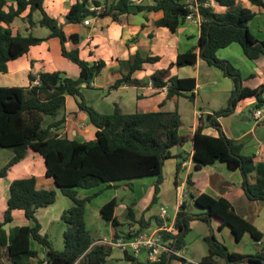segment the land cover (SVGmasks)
<instances>
[{
  "label": "trees",
  "instance_id": "1",
  "mask_svg": "<svg viewBox=\"0 0 264 264\" xmlns=\"http://www.w3.org/2000/svg\"><path fill=\"white\" fill-rule=\"evenodd\" d=\"M45 0H0V73L7 72V64L25 55L33 46L50 38H57L60 43L61 56L79 68L76 79L66 77L64 73H40L38 85L33 82L36 77L29 74V86L0 87V150L12 151V158L0 168V178L19 163L28 150L37 153L43 160L45 177L52 180L56 188H36V179L27 177L11 181L7 188L5 208L0 218V255L6 261L0 264H105L112 254V249L95 240L85 223L86 206L94 196L79 198L78 189H92L104 186L117 189L122 186L130 188L132 181L143 178H154L153 196L144 210L148 211L158 202L161 186L164 182L165 163L175 162V182L183 162L191 155L194 170L214 164H223L241 175V188L250 202L264 203V162L257 161L255 156L242 154L243 146L228 139L221 131L217 119L227 117L236 105L247 98H254L253 109L264 106L263 86L249 89L242 85L239 72L228 62L217 58V52L237 44L244 57L256 61L264 56V41L258 42L250 34L247 24L254 13L241 6L239 0H150L151 4H134L135 0H74L65 15L66 24H83L89 19L110 18L120 23L124 15L136 13H157L162 16L153 24L174 32L184 24L189 14L200 16L199 37L196 46L178 54L174 63L167 68L154 71L149 77L150 86L160 91L166 87L165 100L183 97L190 102L195 99L194 77L171 75L173 67L177 70L194 67L197 60L207 66L218 69L232 81L228 106L211 114L201 115L194 132L183 131V123L177 109L166 111L163 103L156 110L142 111L137 108L133 113H123L114 105L110 114H100L85 102L82 89L91 88V83L104 69L103 61L87 62L79 57L78 50L67 51L65 43H79L76 34L66 36L63 26L50 17L43 8ZM256 7L264 6V0H247ZM204 4H208L205 6ZM194 6L195 9H189ZM222 8V12L215 10ZM98 8V9H91ZM37 12L39 20L33 21ZM26 13V14H25ZM25 14L30 26L37 25L48 31L44 38L32 34L13 33L11 25ZM158 57L143 55L136 51L128 61L119 62L124 66L121 77L112 84L108 91L123 86L141 87L143 82L133 78V74L143 70L145 64H155ZM55 80V84L54 83ZM66 96L72 97L80 111H83L88 122L95 129V139L87 142L69 140L60 135L64 125ZM140 98V96H137ZM51 121L43 126L44 117ZM206 126L214 128L219 135L203 133ZM191 147L186 151V147ZM176 150H181L176 153ZM255 180L251 182V177ZM187 190L192 185L190 176L186 179ZM57 189L69 199L71 206L65 209L60 219L65 224L63 231V249L56 251L48 237L41 234V225L36 213L47 208L57 200ZM193 205L201 211L192 214L188 202L182 201L176 213L173 227L174 235L160 232L165 241L175 250L184 247V237L190 231V224L199 221L207 225L214 223L220 232L229 228L236 242L247 234L256 244L264 238L248 219L237 214L232 205L224 198H214L208 194H187ZM119 201L112 198L99 209L101 219L111 226L117 225L114 216ZM21 211L29 222L23 226H11L13 212ZM127 217L136 234L144 232L154 221L159 226L157 216L146 219ZM133 223V224H132ZM117 236V235H116ZM207 254L199 264H264V255H243L229 252L225 245L216 240L213 234L206 238ZM35 243L38 249H33ZM121 252V251H120ZM124 261L130 264L140 263L132 254L121 252ZM42 255V256H40ZM171 261V260H170ZM162 255L159 262L143 264H170Z\"/></svg>",
  "mask_w": 264,
  "mask_h": 264
},
{
  "label": "crops",
  "instance_id": "2",
  "mask_svg": "<svg viewBox=\"0 0 264 264\" xmlns=\"http://www.w3.org/2000/svg\"><path fill=\"white\" fill-rule=\"evenodd\" d=\"M239 1L241 6L254 13L253 19L247 24L250 34L256 39V41L263 42L264 6L256 7L251 5L247 0ZM139 2L140 0H135V3ZM72 3L73 2L69 0H45L43 3V8L50 17L56 19L58 23L63 26V31L67 37L72 34L78 35V44L75 45L70 41L65 43V49L67 51L77 49L80 59L87 62H95L99 60L104 62V69L101 71L99 76L94 79V81L91 83V88L89 89L101 90L105 92L106 96H104L102 100L111 107L112 111L114 105H117L123 113H133L137 108L142 111L156 110L158 106L163 103V108L166 111H173L175 109L178 110L183 123V131L192 133L194 132L198 122L196 116L198 114L203 116L206 114H211L209 111H198L197 107H195L198 101V97L196 98V95L199 96L197 94L200 86L199 76L202 75L204 77H210V75H216L217 77H222L225 89L228 92H231L233 88L232 81L225 77L218 69L209 67L200 60H197V63L194 67H186L179 70H177L176 67H173L170 71L171 75L194 77L196 81V88L194 90L195 99L192 102V114L195 118H193L192 121H188V125L186 126L184 124V120L186 119L184 115L185 111L179 106V101L186 99L183 97H174L170 100H165L166 94L154 90L149 84L148 77L156 70L167 68L171 63L175 62L178 54L184 53L197 45L199 37V25L191 22H184V24L180 25L174 32L169 31L167 28L156 27L154 26L153 22L161 18V12H142L136 13L135 15H124L121 17L120 23H115L110 18H105L89 19L88 25H85L84 23L78 25L66 24L65 15ZM141 4L148 5L151 4V2L150 0H147L145 3L141 2ZM215 10L218 12L223 11L222 8L220 9L218 7H215ZM25 14L12 23L11 28L13 33H20L23 36L32 34L33 36L39 38L46 37L48 35V31L37 25L30 26L24 18ZM38 20V13H33V21L37 22ZM233 45L234 44L218 51L217 57L220 60L230 63L239 72L242 85L244 87L256 89L263 86L262 98L264 99V56L260 57L256 61H249L242 54L240 47ZM136 51H140L144 56L149 55L159 58L157 63L145 64L143 66V70L137 71L133 74L132 77L137 80H141L143 85L141 87L123 86L108 91L109 87L121 77V73L124 70V66H122L119 62L128 61ZM55 72L64 73L66 77L73 79H76L79 76V68L74 63L61 56L59 40L57 38H50L41 42L37 46L31 47L29 51L22 57L8 62L7 72L0 73V87L27 88L29 86V74H32L37 78L40 73ZM137 96H140V98H137ZM243 103L253 107L255 104V99L247 98L240 101L234 108V111L231 115L219 118L217 121L220 126L222 125L221 131L226 138L232 139L235 142L242 144V154L245 156H255L257 161L264 162V137L260 138L258 136L256 128L262 126L264 130L263 118L259 122L255 121L256 127H251L247 131H242V134L237 136L232 135L229 127H224L222 123V119L229 117L232 118L235 116L237 113V106H240ZM250 112L248 113L247 118L249 120H253L251 118L252 112ZM62 116H64L65 122L60 131L61 136L69 140H75L77 142H87L95 139V129L88 122L87 115L78 109L75 100L70 96H66L64 111L59 114L58 118ZM203 133L211 136L219 135V133L214 128L209 126L205 127ZM180 151L181 150H176V153H180ZM186 151H190L191 153V147H186ZM12 156V151H10L8 156L3 158L5 161L0 163V168H2L12 158ZM164 167L166 168V175L170 180L168 182V186L171 185L174 188V219L182 201L186 200L189 204V210L192 209L193 203L189 198H187L188 193H192L195 196L204 193L214 198H224L232 205L234 211L242 217L244 216L248 220L254 216L256 217L257 213L252 210L248 211L249 213H247V202H252L248 201L243 193L241 188V175L238 171L232 172L228 170L225 165L219 163L196 171L193 169V163L191 161L190 154L183 162L176 182L175 162L168 161L165 163ZM31 176L36 179L37 189L54 188L53 181L45 177V168L42 158L34 151L28 150L26 156L19 163L9 169L4 178H0V218L2 211L5 208V200L7 197L6 193L9 183L15 179L27 178ZM189 176L192 185L187 190L186 179ZM250 180L253 182L255 180V176L253 175ZM120 189L129 190L130 188L122 186L113 190L116 191ZM183 192L185 198L182 196ZM152 196L153 184L148 187L146 198H149L151 202ZM113 198L119 201V204L114 212V216L117 220V225L115 227L105 223L101 219L99 215L100 207H96L92 210L93 219L97 222L99 221L100 223H104V225H106L105 228H107L105 230V234L98 235L96 237V241L102 240L105 237H111L113 235H124L129 231L132 225L130 224V219L127 217V207L130 206L131 208L129 215L131 214V216H135V218H139L141 214H143L144 210H146L148 207L147 206L144 209L142 207L140 208L139 201L129 204L119 200L118 197ZM160 198L164 204L167 202V194L166 192H163V184L161 186L158 201ZM150 202L147 203V205H149ZM245 204L246 207L243 208ZM47 208H44L43 210L46 211ZM162 209V206H160L159 211H154V208L151 207L148 211H145L143 216L146 219H149L151 216H157V218L160 219V224L168 225L166 222L167 220H165L166 217L162 219L160 216ZM237 209H239L242 213H238ZM40 210L42 209H39L36 213L37 219H39L37 215ZM63 211V209L59 210L60 213L57 215L58 218H60ZM12 216L13 220L11 226H23L29 224L21 211H14ZM38 222L40 223L39 220ZM173 222L174 220L172 223ZM196 222L197 221L191 222L190 226ZM154 224L155 227H153L152 222L147 228L146 232H155L162 227V225L159 226L156 222H154ZM252 225L256 227L255 224ZM209 227L212 233L213 226L210 225ZM256 229L260 232H263L264 225L262 229L258 227H256ZM40 231L42 233V227ZM224 231H227L233 239V235L231 234L229 228L222 229L220 233ZM215 232L219 233L216 225ZM235 244H237L236 241ZM186 248V245H184L181 250L184 252ZM38 251L42 252L40 249H38ZM141 254H144L145 261L146 254ZM205 255L206 254L199 255V261L197 264H199L201 258ZM195 256L196 253H194L191 258H195ZM110 258L117 259L119 261L123 260L121 252H112ZM184 258L189 259L186 256H184ZM136 259L138 260V257ZM189 260L192 261V259ZM169 261L170 264H186L180 258L167 257V262ZM190 264L195 263L192 261ZM217 264L220 263L218 262Z\"/></svg>",
  "mask_w": 264,
  "mask_h": 264
},
{
  "label": "rangeland",
  "instance_id": "3",
  "mask_svg": "<svg viewBox=\"0 0 264 264\" xmlns=\"http://www.w3.org/2000/svg\"><path fill=\"white\" fill-rule=\"evenodd\" d=\"M103 1V0H102ZM138 1V0H136ZM147 0H140L139 3L134 4H141L145 3ZM135 2V1H134ZM143 5V4H142ZM233 46H238L237 44H234ZM218 58V57H217ZM200 78V86L197 91L196 98L198 97V101L195 107H197L198 111H209L214 112L220 110L222 107L226 108L228 106V100L230 96V92H228L225 89V85L223 84V78L217 77L216 75L210 77H204L202 75L199 76ZM82 95L87 103V105H92L97 111L103 114H108L112 112V109L110 106H108L102 98L106 96V93L101 90H91V89H82ZM179 106L184 109L185 117L184 124L187 126L188 121H192L193 118V103L186 100H180ZM252 110V111H251ZM263 113V119H264V106L259 109ZM255 112L256 109H253V107L248 104L243 103L240 106H237L236 108V115L232 118H225L222 119V123L224 127H229L232 135H241L242 131H247L251 127H256V123L253 120H249L247 118V115L249 112ZM250 112V113H251ZM198 116V115H197ZM196 116V117H197ZM198 119V117H197ZM51 120L50 117H44V123L43 126H45L49 121ZM222 126V125H221ZM257 128V134L260 138L264 137V130L262 126L256 127ZM9 150H0V163H3L5 161V157L8 156ZM244 155V154H243ZM164 182H163V192H166L167 194V202L165 204L162 202V199L157 202L153 206L154 211H159L160 206L166 211V218L167 224H171L174 220V213H175V202H174V188L169 185L168 182L170 181L168 179V176L166 175V168L163 172ZM238 174V172H237ZM183 179V177H182ZM181 179V180H182ZM154 178H143V179H137L132 181L130 185L129 190H113L104 188V186H98L92 189L84 190V189H78L77 195L79 198H83L86 196H94V198L91 200V202L86 206L85 211V223L88 231L92 235L94 239L98 235L105 234V230L107 228L104 223L97 222L93 219V212L92 210L96 207H101L105 203H107L109 200H111L113 197H118L119 200H122L126 203L132 204L136 201H139V207L145 208L147 207V203L150 202L149 198H146V193L148 190V187L153 184ZM55 188V187H54ZM57 192V200L53 205L48 207L46 211L43 209L38 212V220L41 223L42 227V233L48 237L52 248L56 251H62L63 249V231L65 229V224L61 221L60 218H58L59 210L66 208H69L71 206V202L69 199L63 197L60 192L55 189ZM7 195V193H6ZM184 197V192L182 194ZM185 198V197H184ZM247 202V201H246ZM247 213L248 211L252 210L256 212V217L249 219L252 224H255L256 227L262 229L263 223H264V203L262 202H247ZM246 207V204L243 206V208ZM138 210V209H137ZM192 214H198L201 210L194 205H192V209L190 210ZM238 213H242L239 209H237ZM56 216V217H55ZM168 218V219H167ZM243 218H245L243 216ZM256 219V220H255ZM133 224V223H132ZM213 226V231L211 233L210 231V225H207L205 223L197 221L195 224L190 226V231L185 235L184 237V243L186 245V250H184V256H186L189 259H192V261L197 264L199 261V255L207 254V244L205 243L206 237L213 234L217 241L225 245L227 250L229 252L239 253L243 255H252L256 256L258 253H262L264 255V238L261 240V244L257 245L256 242L252 241L249 237V235L245 234L242 239L235 244V239L229 235L227 231L224 232H215V225L214 223L211 224ZM153 227H155L154 221H153ZM31 247L33 249H36L38 246L35 243L31 244ZM112 252H120L117 249H113ZM196 253L195 258H191V256ZM112 255V254H111ZM114 257V256H113ZM6 259L3 254L0 255V263L5 262ZM138 261L143 264L144 263V254H140L138 256ZM225 261H219L220 264H226ZM32 264H36V261H32ZM105 264H130L124 260H117L108 258Z\"/></svg>",
  "mask_w": 264,
  "mask_h": 264
},
{
  "label": "built area",
  "instance_id": "4",
  "mask_svg": "<svg viewBox=\"0 0 264 264\" xmlns=\"http://www.w3.org/2000/svg\"><path fill=\"white\" fill-rule=\"evenodd\" d=\"M74 1V0H69ZM205 6H208V4H204ZM195 9L193 6H189V9L192 10ZM91 9H98V8H91ZM200 16L197 14L196 16H193L192 14H189L185 17V22H191L195 24H200ZM89 21L86 20L84 22L85 25H88ZM39 79L38 77L33 82L34 85H38ZM160 92L166 93V87H163L160 89ZM201 115L198 114V118ZM263 117V113L261 110H256L251 114V118L259 122ZM160 216L162 219L166 217V211L164 209L161 210ZM174 223V222H173ZM173 223L170 225H162V227L158 231H151V232H141L136 234L137 228L135 226H132L129 231L124 235H113L111 237H105L102 240H99V243H103L107 246H109L112 250L117 249L121 252H128L129 254H132L134 257L139 256L141 253L146 254V260L150 263L159 262L162 255H165L169 258H180L183 260L184 263L190 264L192 263L191 260L184 258V252L180 250H175L171 245L170 242L165 241L163 237L161 236L160 232H166L169 234L174 235L176 233ZM261 243L258 242L257 245H260Z\"/></svg>",
  "mask_w": 264,
  "mask_h": 264
},
{
  "label": "water",
  "instance_id": "5",
  "mask_svg": "<svg viewBox=\"0 0 264 264\" xmlns=\"http://www.w3.org/2000/svg\"><path fill=\"white\" fill-rule=\"evenodd\" d=\"M53 84H55V80H54V83ZM54 187H55V185H54ZM56 188V187H55ZM244 219H246V218H244Z\"/></svg>",
  "mask_w": 264,
  "mask_h": 264
}]
</instances>
